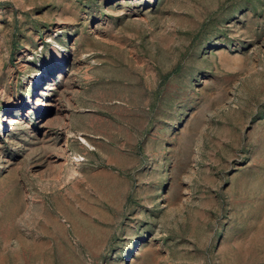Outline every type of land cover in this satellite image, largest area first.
Listing matches in <instances>:
<instances>
[{"label":"rangeland","instance_id":"rangeland-1","mask_svg":"<svg viewBox=\"0 0 264 264\" xmlns=\"http://www.w3.org/2000/svg\"><path fill=\"white\" fill-rule=\"evenodd\" d=\"M0 264H264V0H0Z\"/></svg>","mask_w":264,"mask_h":264}]
</instances>
